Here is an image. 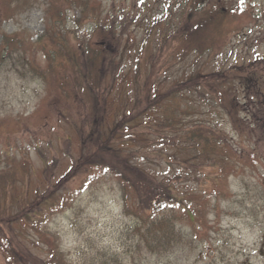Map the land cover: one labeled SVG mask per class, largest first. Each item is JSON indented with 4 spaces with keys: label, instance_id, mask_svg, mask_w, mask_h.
Returning <instances> with one entry per match:
<instances>
[{
    "label": "trees",
    "instance_id": "1",
    "mask_svg": "<svg viewBox=\"0 0 264 264\" xmlns=\"http://www.w3.org/2000/svg\"><path fill=\"white\" fill-rule=\"evenodd\" d=\"M3 1L13 14L38 0ZM45 1L48 27L36 43L37 49L46 53L48 66L46 71L37 65L33 69L50 85L56 84L59 97L82 103L87 115L77 129L83 153L73 160L66 178L98 160L119 178L123 211L133 220L129 236L138 255L170 258L193 246L196 239H203L201 231L209 229V222L205 200L197 202L193 188L185 187L182 180L192 175L193 164L200 170L211 165L219 170L211 178L213 186H225L235 169L236 153L211 123L194 121L191 116L206 107L215 113L212 100L225 108L229 101L231 111L238 104L237 92L247 101L253 89L255 94L262 92L259 104L264 105V56L256 59L259 66L235 65L229 70L218 66L221 56L217 55L222 50L213 44L215 37L229 32V24L225 21L228 12L219 9L216 1H176L167 7V14L157 16L151 9L140 14L138 0L130 6L114 2L108 7L102 0ZM69 10L80 12L73 29L66 25ZM88 19L93 24L91 30L80 26ZM131 27L142 29V36L128 32ZM96 35L99 38L94 41ZM69 39L77 46H69ZM112 45L115 51L110 49ZM228 92L234 96H227ZM252 100L260 112L257 99ZM113 103L121 105L122 111L106 127L105 111ZM105 152L116 157L112 167L102 160ZM151 155L170 164L173 173L152 167L148 161ZM31 170L28 159L0 153V225L13 229L14 221L33 224L40 240L49 246L42 264H74L65 260L58 236L45 228L47 219L56 208L63 209L71 195L68 192L57 204H49L52 187V192L29 200ZM15 205L20 209L17 213H13ZM3 247L7 264H31L15 250L12 240ZM89 264L128 263L118 255L103 253Z\"/></svg>",
    "mask_w": 264,
    "mask_h": 264
},
{
    "label": "rangeland",
    "instance_id": "2",
    "mask_svg": "<svg viewBox=\"0 0 264 264\" xmlns=\"http://www.w3.org/2000/svg\"><path fill=\"white\" fill-rule=\"evenodd\" d=\"M102 1L108 7L114 2L118 6H130L136 0ZM176 1L180 0H138L140 14L144 15L149 9L153 14L155 11V16L166 14L167 7ZM202 1H216L220 3L219 9L228 12L225 21L229 32L214 36L213 45L222 50L217 55L221 56L218 66L222 65L224 70L235 65L248 67L264 56V0ZM46 7L45 0H38L11 14L0 0V46L4 50L0 52V153L30 161L29 200L52 192V187L54 192L47 199L49 204H57L68 192L71 195L69 203L61 210L56 208L45 223V228L58 236L65 260L89 264L103 253H109L125 259L128 264H135L134 261L142 264H264V105L259 104L262 92L255 94V89L251 90V100L247 101H243L242 92H237L238 104L235 102L231 111L229 101L225 108L212 100L215 113L206 107L204 112L191 116L194 121L211 123L222 141L236 153L235 169L225 186L217 189L213 186L211 178L219 170L211 165L200 170L193 164L192 175L182 180L185 187L193 188L197 202L205 200L209 229L201 231L203 239H196L193 246L178 250L170 258L138 255L129 236L133 220L123 211L119 178L104 169L99 160L66 178L73 160L83 153L82 137L77 129L87 115L82 103L59 97L56 84L50 85L33 69L37 65L46 71L48 66L46 53L38 50L39 42L36 43L48 27ZM68 12L66 25L73 29L80 12ZM80 26L86 30L93 28L89 19ZM130 31L137 38L142 36V29L131 27ZM98 38L96 35L94 41ZM67 44L77 46L73 39ZM110 49L115 51L116 46ZM55 75L58 79V74ZM239 79L240 76L236 87L240 85ZM226 94L234 96L233 92ZM254 97L260 112L254 107ZM101 107L103 111L104 106ZM121 111V105H109L105 111V126ZM105 153L102 160L112 167L117 163L116 157ZM148 161L165 174L173 173L170 164L166 165L160 158L151 155ZM19 211L15 205L13 213ZM20 229L16 235L15 230ZM9 240L31 264H42L41 260L48 257L49 246L40 240L34 225L14 221L13 229L0 225V264H7L3 245H8Z\"/></svg>",
    "mask_w": 264,
    "mask_h": 264
}]
</instances>
